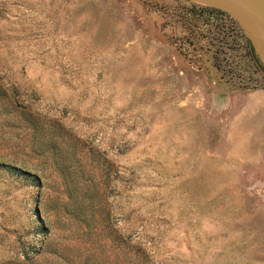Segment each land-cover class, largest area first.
Returning <instances> with one entry per match:
<instances>
[{"label": "rangeland", "instance_id": "1", "mask_svg": "<svg viewBox=\"0 0 264 264\" xmlns=\"http://www.w3.org/2000/svg\"><path fill=\"white\" fill-rule=\"evenodd\" d=\"M200 5L0 0V264H264V74Z\"/></svg>", "mask_w": 264, "mask_h": 264}, {"label": "water", "instance_id": "2", "mask_svg": "<svg viewBox=\"0 0 264 264\" xmlns=\"http://www.w3.org/2000/svg\"><path fill=\"white\" fill-rule=\"evenodd\" d=\"M225 11L244 29L264 65V0H191Z\"/></svg>", "mask_w": 264, "mask_h": 264}, {"label": "trees", "instance_id": "3", "mask_svg": "<svg viewBox=\"0 0 264 264\" xmlns=\"http://www.w3.org/2000/svg\"><path fill=\"white\" fill-rule=\"evenodd\" d=\"M202 8H206L211 10L212 12L215 13L216 16L220 17L221 19L225 17V19L231 23H233L237 30L241 33V35L244 36V42H245V47L248 49V52L250 53L251 57L254 59L255 63L257 65H259L260 70L263 72L264 74V65L261 62L259 56L257 55L254 47L252 46L249 38L247 37V35L245 33H243V28L240 26V24L237 22V20H235L231 15H229L228 13H226L225 11H222L220 9L217 8H213V7H209V6H205V5H200ZM243 31V32H242ZM223 38H221L222 40ZM222 45V44H221Z\"/></svg>", "mask_w": 264, "mask_h": 264}]
</instances>
